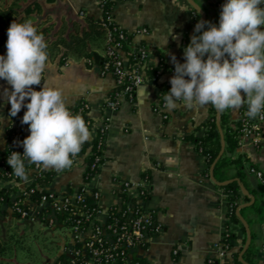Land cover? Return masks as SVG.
Masks as SVG:
<instances>
[{
	"label": "crops",
	"instance_id": "crops-1",
	"mask_svg": "<svg viewBox=\"0 0 264 264\" xmlns=\"http://www.w3.org/2000/svg\"><path fill=\"white\" fill-rule=\"evenodd\" d=\"M195 1L206 19L217 17L219 24L220 13L215 6L216 0ZM191 6L188 0H117L113 10L116 22L128 32L148 27L149 34L137 35L133 41L150 50L151 62L155 64L159 61L157 51L162 52L169 69L161 74L159 81L150 80L141 84L134 102L123 98L117 108L106 106L116 85L115 78L111 74L102 75L101 69L84 54L68 53L63 62L59 58L49 59L44 72V78L49 83L64 90L69 107L86 101L89 104L88 116L98 122L106 120L109 125L106 159L99 174L88 184L89 193L99 189L104 196L98 218H106L105 211L114 199V191L122 188L124 180L140 182L145 176L149 177L151 193L147 205L156 211L161 230L152 231L147 245L135 250L134 257L140 258L142 264L222 262L214 244L220 240L228 222L227 194L212 179L211 171L210 174L206 173L205 159L189 138L191 134L201 136L205 133V125L211 116V104L189 108L182 101L178 102L175 109L166 108L168 119L163 117V112L158 108L160 84L170 83L175 74L172 56L175 55L181 63L185 61L183 39L185 33L192 31L196 25ZM10 9L18 10L21 16L32 11L35 18L32 21L36 25L56 28L53 35L58 28L68 27L72 30L76 21L90 16L100 18L103 14L100 0H0V11ZM81 11L84 12L83 16ZM4 37V40H0V54L6 55L8 35ZM86 49L94 52L98 62L106 55L107 36H91ZM5 89L11 90V86L6 80L0 79V151L5 149L8 130H19L25 137L30 135L29 125L21 123L26 107L11 117V104L3 95ZM239 110L231 109L233 118H237ZM90 150L88 145L70 169L58 171L51 189L59 193L80 189L84 182L85 158ZM239 154L249 157L258 166L257 170L264 173V150L245 143L239 145L233 155ZM48 169L55 170L52 167ZM247 180L251 189L256 188L260 181L257 173L251 170ZM30 181L31 175L28 174L23 186ZM132 191L136 193L138 189ZM11 200L10 196L7 199L0 197V264H33L20 262L17 257H8V250L13 243H23L26 231L36 224L24 221L28 230L19 227L17 231H12L10 224L17 217L12 212ZM245 202L243 197L239 199L240 204ZM243 216L254 235L252 244L256 262L264 264V252L261 250L264 244V218L261 219L252 208L247 209ZM37 223L52 230L65 228ZM235 232L238 237L233 251H238L244 232L238 226H235ZM67 235L69 240L62 242L55 257L47 256L41 250L46 264H54L58 256L72 244L68 232ZM175 247L180 249L178 256L173 254ZM228 260L238 264L230 255Z\"/></svg>",
	"mask_w": 264,
	"mask_h": 264
},
{
	"label": "clouds",
	"instance_id": "clouds-1",
	"mask_svg": "<svg viewBox=\"0 0 264 264\" xmlns=\"http://www.w3.org/2000/svg\"><path fill=\"white\" fill-rule=\"evenodd\" d=\"M7 35L0 79L11 90L3 95L11 117L26 107L21 123L30 130L18 142L24 152L12 151L7 163L22 181L28 180L25 160L44 169H70L91 136L88 124L71 111L64 90L44 78L49 45L34 22L14 20ZM184 57L181 63L172 56L175 74L163 97L165 108L175 109L182 101L189 108L211 104L223 112L246 104L250 119L264 120V0H226L218 25L206 20L195 25Z\"/></svg>",
	"mask_w": 264,
	"mask_h": 264
},
{
	"label": "built area",
	"instance_id": "built-area-1",
	"mask_svg": "<svg viewBox=\"0 0 264 264\" xmlns=\"http://www.w3.org/2000/svg\"><path fill=\"white\" fill-rule=\"evenodd\" d=\"M226 0H216L215 6L221 13L222 5ZM80 14L83 16L84 12ZM104 21L102 26L106 29L107 34V52L105 61L101 68V74H111L115 78V88L108 97L106 106L117 108L121 105V100L134 102L137 90L141 84L150 81L145 69L151 62L150 50L142 45L135 44L133 39L137 35H147L150 33L148 27H140L134 32H128L118 23H115L114 17H109ZM110 22L114 25L110 26ZM218 25V24H217ZM128 35H131V48L140 55L135 62H127L121 53V41ZM160 72V71H159ZM78 107V113L82 114L91 132L90 147L94 139L98 140V148L101 150L95 155L94 160L90 163L85 158V173L83 186L77 191L56 192L50 186H44L41 183V176L44 171L42 166L33 163L28 166V174L31 175V181L23 186L24 181L16 178L12 173L11 166L7 163L8 157L12 151L24 152L21 142L26 137L19 130L7 131V143L3 151L6 152V160H0V189L7 188L10 191L11 209L13 214L20 220L30 224L37 222L46 224L50 227L58 226L56 212L79 213L80 217L74 219L71 216L62 222L63 227L69 228V235L72 244L69 245L63 256L56 259L54 264H142L140 258L134 257L137 248L145 247L151 237L152 231H160L161 226L157 223L156 211L147 205L151 189L149 177L140 182L124 180L122 188L114 191V199L106 209V218L100 220L98 214L102 210L103 193L99 189H93L88 192L89 182L99 174V169L103 165L102 159L105 157V148L108 135V123L106 120L98 122L88 116L89 104L82 101L75 105ZM159 110L163 112L165 119L169 114L165 111L162 93L160 91ZM73 111L72 107H70ZM247 105L245 104L239 110L236 119H239V144L248 143L259 150H264V120L250 119L247 115ZM201 153L202 149L197 150ZM1 152V151H0ZM81 152L74 158V162L83 153ZM25 164L28 161L25 160ZM256 172L259 180L264 183V173L251 168ZM138 191L133 193V189ZM38 192L40 197L35 200L32 194ZM93 196L96 207L92 210L82 211L85 207V194ZM2 197V196H0ZM51 210V213L49 212ZM228 222L223 230L220 240L215 242L214 246L218 250L222 259L221 264H233L228 260L231 245L226 237L235 232V224L228 217ZM264 252V244L261 248ZM173 254L178 256L180 249L175 247ZM213 262V259L209 260Z\"/></svg>",
	"mask_w": 264,
	"mask_h": 264
},
{
	"label": "trees",
	"instance_id": "trees-1",
	"mask_svg": "<svg viewBox=\"0 0 264 264\" xmlns=\"http://www.w3.org/2000/svg\"><path fill=\"white\" fill-rule=\"evenodd\" d=\"M117 0H100V5L103 10V14L100 18L95 17H86L84 19L78 20L75 22V25L73 29H69L68 27H61L58 28L55 32V39L52 40V42L48 47L49 52V59H57L59 58L61 62L66 60V56L68 53L71 52H77L79 54H84L85 56L89 57V61L91 63H95L100 69L103 66V63L105 61V57L101 58L98 62H96L94 57V52L88 51L87 48V40L93 36V35H101L106 34V29L102 26V23L104 21H108V18L114 17L113 10L115 7ZM192 10L195 14V24H197L200 20L202 15L200 12L197 11L196 8L192 7ZM32 13V11H27L25 13V16H21L20 12L15 9L10 10H1L0 11V40H4L8 32V28L10 24L15 20L17 22H23L24 20H27L26 18ZM220 13V12H219ZM220 17V16H219ZM206 21H211L213 23L218 24V18H207ZM115 23H117L115 21ZM110 26L114 25V23L110 22ZM40 33L47 34L50 30L51 26H45L40 27L39 24L35 25ZM195 33V28L192 31H188L185 33L183 42L185 48L191 41V37ZM131 35L127 34V37L121 41V49L120 53L124 58H127V62H135L139 59L140 55L137 51L133 50L131 48ZM54 49V50H52ZM157 54L159 56V61L156 64H147L145 66V71L148 76V78L151 81H159L160 76L163 72L169 71L164 54L160 51H157ZM160 71V72H159ZM43 84V81L41 82V85L34 86L37 89L40 88ZM160 88V91L162 93V101L164 95L166 92L170 91L171 89V83L169 82H163ZM73 113H78V107L72 106ZM211 116L208 122L205 125V133L201 136L196 134H191L189 138L194 142L195 149L199 150L202 149L201 155L204 157L206 162V173L210 174L211 168L213 167V175L216 178L217 181L223 182L229 179L233 178H239L241 183L247 187L250 192L255 196L256 201L251 206H247L241 209V212L244 214V212L252 208L254 209L261 219L264 218V200L259 199L258 192L261 195H264V183L259 181L256 188L251 189L248 185L247 176L249 173V170L251 168L258 169V166L253 164L251 162L250 158L247 157L244 154H239L237 156H234L235 150L239 147V130L237 126L239 125V119L233 118L231 115V109L225 110L223 112H220L218 114V111L214 108V106L211 105L210 108ZM219 124L222 127L223 135H224V141H225V151L223 155L219 158V160L215 163L221 149H222V132L220 131ZM8 137V136H7ZM91 143L90 138L87 142L84 143L82 147V151H85L87 146ZM98 140L94 139L92 141L91 146V154L87 156L86 160L88 162H92L95 158L96 154H99L101 150L97 146ZM7 154L5 151L0 152V160H6ZM105 157L102 159V162L104 163ZM26 170L28 169V166L30 164H25ZM233 169V172H232ZM99 171H101L99 169ZM58 175V171L56 170H50V169H44L42 176L40 178L41 183L44 186H50L55 178ZM220 187L223 189V191L227 194L228 198V211L227 216L232 220V222L235 224V226H238L242 229L244 232V236L242 239V243L240 246V249L238 251H233V248L235 246V241L237 239V233L232 232L229 237H226V240L230 242L231 250L229 252V255L231 257H234L236 262L238 264H242L239 260V253L243 248V245L246 241L247 232L244 224L240 220V218L237 215V210L240 206L239 199L241 197L244 198L246 202L250 201V197L247 195H244L242 192L241 184L237 181H231L227 184L220 185ZM10 191L7 188H1L0 189V196L4 198H9ZM32 197L35 200H38L40 197V194L38 192H35L32 194ZM85 207L82 208V211L85 210H92L94 207H96V202L93 198V196L89 193L85 194V200H84ZM51 213V210L49 211ZM54 216L57 218V222L59 223L58 226L62 225V222L69 218L70 216L74 219H78L80 217L79 213L77 214H71V212H56L54 213ZM254 237V235H253ZM63 256V254L60 255V257ZM244 258L246 261H248L250 264H257L255 259V254L253 252V244L249 247V249L246 251ZM142 262V261H141Z\"/></svg>",
	"mask_w": 264,
	"mask_h": 264
},
{
	"label": "rangeland",
	"instance_id": "rangeland-1",
	"mask_svg": "<svg viewBox=\"0 0 264 264\" xmlns=\"http://www.w3.org/2000/svg\"><path fill=\"white\" fill-rule=\"evenodd\" d=\"M26 19L34 20L35 18L32 14H30ZM34 24L36 25V23ZM55 29L52 27L47 34H44L48 44H50L52 40L55 39V35L52 34V32H54L53 30ZM258 197L260 200H264V195H261L259 192ZM19 220L20 219L18 218L13 219L12 223L10 224L11 230L17 231L19 227L20 229L23 228V230H28L26 223ZM68 231V227H57L52 230L51 228L36 223L33 228H30L28 231H26L23 243H13L12 247H10L8 250V257H17L18 261L24 263L31 262L33 264H46L44 262L45 259L42 253L47 254V256L50 257H55L58 255L62 242L64 240H69L67 235Z\"/></svg>",
	"mask_w": 264,
	"mask_h": 264
},
{
	"label": "water",
	"instance_id": "water-1",
	"mask_svg": "<svg viewBox=\"0 0 264 264\" xmlns=\"http://www.w3.org/2000/svg\"><path fill=\"white\" fill-rule=\"evenodd\" d=\"M190 2V4L197 9L198 12L201 13L202 17H201V20H206V15L205 13L203 12V10L201 9V7L196 3L195 0H188ZM220 113V111H218V114ZM219 128H220V131L222 132V149L215 161V163L219 160V158L223 155L224 151H225V141H224V135H223V130H222V127L221 125L219 124ZM213 167L214 165L212 166V169H211V176H212V179L215 180L219 185H224V184H227L231 181H234V180H237L240 184H241V188H242V192L244 195H247L250 197V201L248 202H245L243 204H240L238 210H237V215L238 217L240 218V220L242 221V223L244 224L245 228H246V232H247V237H246V241H245V244L242 248V251L240 252V255H239V260L241 261L242 264H250L248 261H246V259L244 258V255L246 253V251L249 249V247L251 246L252 244V240H253V234H252V229H251V226L249 224V222L247 221V219L243 216L242 212H241V209L244 208V207H247V206H251L252 204H254V202L256 201V198L254 195H252L248 188L245 187L241 181L239 180V178H233V179H229V180H226V181H223V182H219L216 180V178L214 177L213 175Z\"/></svg>",
	"mask_w": 264,
	"mask_h": 264
}]
</instances>
